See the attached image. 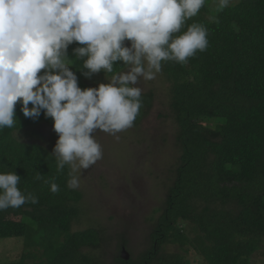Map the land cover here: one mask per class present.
<instances>
[{
  "label": "trees",
  "instance_id": "obj_1",
  "mask_svg": "<svg viewBox=\"0 0 264 264\" xmlns=\"http://www.w3.org/2000/svg\"><path fill=\"white\" fill-rule=\"evenodd\" d=\"M193 23L207 29V49L183 65L162 62L161 70L170 85L168 118L176 124L174 176L156 209L150 248L137 261L119 258L120 264H255L253 256L264 250V0H234L223 10L216 0H205L177 35ZM79 46L68 47L75 60L70 70L81 89L98 87L95 74L86 78L79 70L83 61L73 53ZM122 68L118 61L114 72ZM153 97L141 96L133 125ZM15 115V127L0 130V173L14 171L21 177L18 188L38 203L0 211V239L23 237L26 248L42 252L27 250L18 262L3 264H101L86 253L102 244L100 233L73 231L83 195L67 186L70 168L57 170L55 145L35 130L43 125L58 136L53 120L43 111L35 120L26 118L19 103ZM17 132L37 140H19ZM167 246H177L176 252L160 256Z\"/></svg>",
  "mask_w": 264,
  "mask_h": 264
},
{
  "label": "clouds",
  "instance_id": "obj_2",
  "mask_svg": "<svg viewBox=\"0 0 264 264\" xmlns=\"http://www.w3.org/2000/svg\"><path fill=\"white\" fill-rule=\"evenodd\" d=\"M216 3L223 10L234 0ZM204 4L205 0H0V130L15 127L17 103L26 118L35 120L43 111L58 134L53 149L57 170L68 165L67 186L78 188L81 170L103 156L95 134L116 136L133 127L142 107L140 81L154 80L162 62L183 65L207 49L208 32L202 24L193 23L177 35ZM74 42L81 45L73 53L83 61L82 74L91 78L101 71L112 73L108 83L81 89L70 70L75 60L67 53ZM118 61L123 71L117 73ZM41 178L37 173L35 179ZM20 180L14 171L0 173V211L38 203L18 188ZM50 190L56 193L59 187L53 182Z\"/></svg>",
  "mask_w": 264,
  "mask_h": 264
},
{
  "label": "rangeland",
  "instance_id": "obj_3",
  "mask_svg": "<svg viewBox=\"0 0 264 264\" xmlns=\"http://www.w3.org/2000/svg\"><path fill=\"white\" fill-rule=\"evenodd\" d=\"M106 78L110 79L95 74L96 84L108 83ZM139 87L142 95L150 92L154 95L140 123L116 136L97 132L95 138L102 147V159L78 174L79 187L75 189L83 195L79 204L82 212L73 231L95 229L100 233L102 244L97 250L87 249L86 253L101 264H120L123 240L127 242L125 249L133 261L150 248L148 235L159 217L156 209L163 205L174 176L178 155L174 143L176 124L168 118L170 85L161 71L154 80H141ZM35 130L49 144L55 145L52 137L57 140L58 136H50V128L40 125ZM17 138L37 140L24 133ZM176 248L167 246L160 256L171 255ZM27 250L36 254L42 252L26 248L23 237L0 239V264L18 262ZM253 259L255 264H264V250Z\"/></svg>",
  "mask_w": 264,
  "mask_h": 264
},
{
  "label": "water",
  "instance_id": "obj_4",
  "mask_svg": "<svg viewBox=\"0 0 264 264\" xmlns=\"http://www.w3.org/2000/svg\"><path fill=\"white\" fill-rule=\"evenodd\" d=\"M121 258L125 261H129L130 260V256L128 254V252L126 251L125 248H122V255Z\"/></svg>",
  "mask_w": 264,
  "mask_h": 264
}]
</instances>
